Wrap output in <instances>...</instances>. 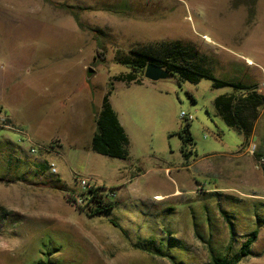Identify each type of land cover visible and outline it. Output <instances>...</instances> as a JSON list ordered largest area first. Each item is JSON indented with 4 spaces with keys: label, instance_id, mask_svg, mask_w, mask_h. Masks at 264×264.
<instances>
[{
    "label": "rangeland",
    "instance_id": "rangeland-1",
    "mask_svg": "<svg viewBox=\"0 0 264 264\" xmlns=\"http://www.w3.org/2000/svg\"><path fill=\"white\" fill-rule=\"evenodd\" d=\"M175 40L217 79L264 95V0H0V264H211L233 261L255 230L239 264H264V106L247 140L216 106L247 91L152 82L122 64ZM130 75L139 82L117 80ZM111 85L127 159L92 149ZM82 178L114 208L81 212L70 194Z\"/></svg>",
    "mask_w": 264,
    "mask_h": 264
},
{
    "label": "trees",
    "instance_id": "trees-1",
    "mask_svg": "<svg viewBox=\"0 0 264 264\" xmlns=\"http://www.w3.org/2000/svg\"><path fill=\"white\" fill-rule=\"evenodd\" d=\"M151 63L166 69L173 75L178 74L181 81L198 83L201 79H209L214 81V87L216 88L230 86L236 90L247 91V94L243 95L234 94L219 97L216 100V106L221 118L231 128L236 129L247 140L250 138L253 120L250 113L258 111L259 108L264 106V95L259 93L255 86L217 79L210 70L208 58L198 48L181 40L138 45L132 50L131 55L122 61V64L137 73L144 72ZM117 80L127 81L129 84L139 82L132 75L118 77ZM113 90L114 86L111 85L110 90L104 97L102 110L96 120V132L92 139V149L104 156L127 159L129 157L130 140L111 106L110 96ZM179 135L183 139L182 154L188 159V147L193 142L189 124L180 130ZM257 156L259 160L262 158V156ZM81 195L84 196L86 205L78 207L81 212L90 217L114 208V203H108L105 197L99 193V189L88 190ZM70 196V199L76 203V199L71 194ZM258 234V230H255L248 236L241 248L240 255L233 261L227 258L221 259L212 254L211 264H239L244 257L250 254V248L255 243ZM36 264H48V262L42 260Z\"/></svg>",
    "mask_w": 264,
    "mask_h": 264
},
{
    "label": "built area",
    "instance_id": "built-area-1",
    "mask_svg": "<svg viewBox=\"0 0 264 264\" xmlns=\"http://www.w3.org/2000/svg\"><path fill=\"white\" fill-rule=\"evenodd\" d=\"M181 117L183 119H187L189 121H191L193 119L192 116L188 117L186 113H182ZM248 151L253 155L257 152V145L256 144H250ZM260 161L264 162V158H261ZM52 169L54 171H56L57 169L55 168V165L52 164L51 165ZM81 186H82V192L79 193L78 197L76 196V203L78 204V206H85L86 205V201L84 199V196H82L81 194L86 193L88 190H92V189H99V193L102 191V188H97L95 182L91 179H80L79 180ZM101 194V193H100ZM103 195V194H102Z\"/></svg>",
    "mask_w": 264,
    "mask_h": 264
},
{
    "label": "water",
    "instance_id": "water-1",
    "mask_svg": "<svg viewBox=\"0 0 264 264\" xmlns=\"http://www.w3.org/2000/svg\"><path fill=\"white\" fill-rule=\"evenodd\" d=\"M89 73H93V71L89 70ZM172 76L173 74H171L169 71L153 63L149 64L145 70V78L152 82L166 80Z\"/></svg>",
    "mask_w": 264,
    "mask_h": 264
},
{
    "label": "bare ground",
    "instance_id": "bare-ground-1",
    "mask_svg": "<svg viewBox=\"0 0 264 264\" xmlns=\"http://www.w3.org/2000/svg\"><path fill=\"white\" fill-rule=\"evenodd\" d=\"M207 38V37H206ZM207 40L209 41L210 39L209 38H207ZM251 63V62H250Z\"/></svg>",
    "mask_w": 264,
    "mask_h": 264
}]
</instances>
